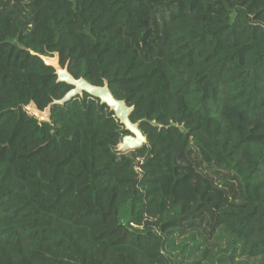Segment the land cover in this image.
Returning <instances> with one entry per match:
<instances>
[{
    "label": "trees",
    "instance_id": "16d2710c",
    "mask_svg": "<svg viewBox=\"0 0 264 264\" xmlns=\"http://www.w3.org/2000/svg\"><path fill=\"white\" fill-rule=\"evenodd\" d=\"M56 53L146 146L88 94L28 112L73 89ZM220 232L264 264V0H0V264H176Z\"/></svg>",
    "mask_w": 264,
    "mask_h": 264
},
{
    "label": "water",
    "instance_id": "95a60500",
    "mask_svg": "<svg viewBox=\"0 0 264 264\" xmlns=\"http://www.w3.org/2000/svg\"><path fill=\"white\" fill-rule=\"evenodd\" d=\"M45 64L56 71L59 83H66L73 89L59 101L50 104L44 111L40 110L35 103H32L28 108V112L36 117L41 122H50L52 116V109L56 106H65L74 99L81 97L85 94L90 95L101 101L102 105H106L115 117L125 127V130L130 135L124 137L123 142L119 146V151L123 154L142 149L148 144L147 137L140 129V124H134L131 121V115L134 112V107H129L125 101L117 100L111 92L108 82H105L103 87L94 86L84 78L79 80L75 79L69 72L68 65L63 67L61 65L60 55L54 54L53 57H41Z\"/></svg>",
    "mask_w": 264,
    "mask_h": 264
},
{
    "label": "rangeland",
    "instance_id": "374dc122",
    "mask_svg": "<svg viewBox=\"0 0 264 264\" xmlns=\"http://www.w3.org/2000/svg\"><path fill=\"white\" fill-rule=\"evenodd\" d=\"M196 241H203L201 237H196ZM194 243L192 235L187 234L176 240V245L169 250L171 258L176 264H244L242 259H232L234 239L226 232H220L212 241L204 244L199 250L194 251L190 256L186 251H192L191 245ZM196 243V242H195ZM207 250V255L203 256V250ZM188 257L189 259H184Z\"/></svg>",
    "mask_w": 264,
    "mask_h": 264
}]
</instances>
